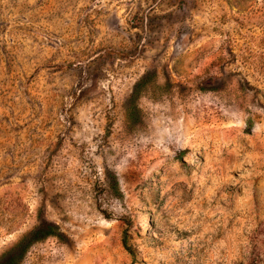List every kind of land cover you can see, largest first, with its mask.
<instances>
[{"label": "rangeland", "instance_id": "obj_1", "mask_svg": "<svg viewBox=\"0 0 264 264\" xmlns=\"http://www.w3.org/2000/svg\"><path fill=\"white\" fill-rule=\"evenodd\" d=\"M42 223L18 264H264V0H0V264Z\"/></svg>", "mask_w": 264, "mask_h": 264}, {"label": "trees", "instance_id": "obj_2", "mask_svg": "<svg viewBox=\"0 0 264 264\" xmlns=\"http://www.w3.org/2000/svg\"><path fill=\"white\" fill-rule=\"evenodd\" d=\"M57 228L48 223H42L37 228H35L33 231L28 233L26 236H24L19 243L12 248L3 258L1 264H18L23 255H25L28 248L48 237L55 236L56 235ZM125 248L129 251H131V248L127 245L126 239H125ZM132 253V252H131Z\"/></svg>", "mask_w": 264, "mask_h": 264}]
</instances>
